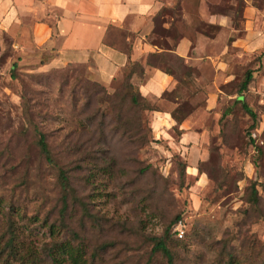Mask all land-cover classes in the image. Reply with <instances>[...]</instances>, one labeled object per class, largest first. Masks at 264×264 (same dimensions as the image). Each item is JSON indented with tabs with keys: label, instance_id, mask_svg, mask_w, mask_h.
<instances>
[{
	"label": "rangeland",
	"instance_id": "rangeland-1",
	"mask_svg": "<svg viewBox=\"0 0 264 264\" xmlns=\"http://www.w3.org/2000/svg\"><path fill=\"white\" fill-rule=\"evenodd\" d=\"M158 1L147 41L174 51L185 37L191 56L201 44L196 63L168 50L165 62L178 77L187 74L176 93L185 108L203 110L213 95L214 107L201 114L203 180L186 172L177 150L154 139L149 113L140 131L133 123L130 134L117 130L119 114L124 121L130 109L123 79L94 87L82 65L40 70L48 52L23 55L1 33L0 250L8 229L19 240L16 254L5 248L0 264H72L65 243L78 249V264H264V109L251 83L244 100L255 121L238 101L247 71L253 76L264 54V0ZM38 132L53 163L37 148ZM60 171L68 176L65 191ZM154 236L165 239L171 262L153 251Z\"/></svg>",
	"mask_w": 264,
	"mask_h": 264
},
{
	"label": "crops",
	"instance_id": "crops-1",
	"mask_svg": "<svg viewBox=\"0 0 264 264\" xmlns=\"http://www.w3.org/2000/svg\"><path fill=\"white\" fill-rule=\"evenodd\" d=\"M159 5L158 0H0V34L7 35L23 55L32 49L48 52L50 56L39 62L40 70L83 65L90 78L111 86L125 77L129 58L143 63L150 52H160L147 41ZM190 45L183 37L172 53L196 63L201 44L197 41L193 45L194 56L190 55ZM177 78V73L145 65L143 76L133 73L131 82L158 107L149 113L154 139H162L177 150L189 163L186 172L200 182L204 176L197 163L206 155L203 136L207 131L201 114L215 102L213 95L208 96L203 110H192L177 123L172 116L182 99L176 94ZM166 92L169 98L162 97ZM173 130H177L176 137Z\"/></svg>",
	"mask_w": 264,
	"mask_h": 264
},
{
	"label": "trees",
	"instance_id": "trees-1",
	"mask_svg": "<svg viewBox=\"0 0 264 264\" xmlns=\"http://www.w3.org/2000/svg\"><path fill=\"white\" fill-rule=\"evenodd\" d=\"M166 31H167V33H169L170 29H167ZM150 44H152L154 46L156 45L154 43H150ZM129 50H130V46H129V48H127V53H129ZM167 50L170 52L173 51V50H169V48H163V50H161L160 52H157V51L150 52L147 55L145 62H143V63L141 61H131L130 58L128 59V63H127V67H126V75L123 78V81H124L123 85L125 88H127V91H124L122 89L120 91H123L122 96H121L122 100L126 99L130 103V109L125 112L127 114L126 117H128L129 120L125 121V119H126V117H125L124 121H122L120 114H119L118 118L116 116V118L118 119V124L119 125L121 124L120 127L117 128V130H119V129L123 130L122 133L124 135L127 133L130 134L129 130H131V128H134V127L127 126L128 123H133L135 125V128H137L140 131L141 127L138 126V123L141 121L142 114L144 112L150 113L151 111L158 109V107L155 104H152L151 102H149L145 97H143L139 93L137 86L131 82L132 74L137 73L139 76L142 77L144 74L145 65H151V66L159 67L160 69H162L168 73L172 72L171 68L169 66H167L166 62H165V58H166L165 52ZM177 59L179 60V58H177ZM13 65H16V64H13ZM181 75H183L181 78L177 76L179 83L184 82V80H185L184 77L187 76V74L184 75V73H182ZM252 80H253L252 73L250 71H247L245 78L239 87V92L241 95L239 96L238 101L241 102V106L243 107L245 112L250 116V118L253 121H255L256 113L254 112V110H252V108H250L248 106V104L244 100L245 99L244 98L245 97L244 92H247L249 90L248 87H249V84L252 83ZM92 83H94V84H92L94 87H97V85H95V84L101 85L97 81H93ZM186 85H187V83H186ZM102 86H104V85H102ZM94 87L92 88L94 91V94L95 93L97 94L98 91L95 90ZM175 93L176 92L174 91L171 93V95L174 96ZM114 94L112 96H114ZM168 95H169V93L166 92L163 94L162 97L169 98ZM110 98H111V96H110ZM110 98H109V100H110ZM185 106H186V104H185L184 100L181 99L180 103H178V105L172 110V116L174 117V119L176 120L177 123H180L181 120L184 119L186 117V115L191 112L190 107L185 108ZM127 112L132 114L133 119H131L129 117ZM96 115L101 116V119H102V111L101 110ZM102 124L105 125L104 122H102ZM251 127H254V124H251ZM36 145H37V148L39 149L40 154L47 160V162L53 163V160H52L51 155H50L49 147H48V144H47V141L45 138V134L43 132H38V138L36 140ZM186 167L187 166H184V168H186ZM197 169H199V168L197 167ZM183 173H184V169H183ZM59 178L61 181V185L63 187L62 189L65 191L67 188H69L68 176L64 171H60ZM256 193L257 192H256L255 188H253L251 191V194H250V198L252 200L254 198H257ZM65 199H66V194H63L62 208H61L62 211H65V209L67 207V202ZM0 202H1V199H0ZM179 217L180 216L177 215L173 219L174 225L178 222ZM48 228H49L50 232L52 233L51 235H53L55 232L54 224H50L48 226ZM167 230H169V228ZM6 234H7V232H6ZM7 235L8 236H7V239L5 241V247L0 250V257L2 256L1 254L4 252L5 248L9 249L7 254L10 256H14L17 252V249L14 246V244L16 242H18V240H19L18 235L9 229H8ZM150 239L154 245L153 251H161V253H163L166 256L167 260L169 262H171L172 261V253L170 252L169 248L167 247L165 239H163L162 237H158V236L151 237ZM64 246L66 247V249H64L65 253L68 254V256L64 257L66 259V261H67V259H70V261H72V264H78V262L80 260H82V256L80 255V253H78V249L77 250L74 249L75 247L70 246L68 243L63 244L61 249H63ZM74 251H76V252H74ZM5 261L3 262V264H7L9 262L8 260H7V262H5ZM57 264H59V262H57ZM230 264H234L232 260L230 261Z\"/></svg>",
	"mask_w": 264,
	"mask_h": 264
},
{
	"label": "built area",
	"instance_id": "built-area-1",
	"mask_svg": "<svg viewBox=\"0 0 264 264\" xmlns=\"http://www.w3.org/2000/svg\"><path fill=\"white\" fill-rule=\"evenodd\" d=\"M251 84H253L252 91L257 97L258 104L264 109V54L258 64L257 71L253 75ZM174 228L177 232V236L182 237L184 235L183 223L181 220H178Z\"/></svg>",
	"mask_w": 264,
	"mask_h": 264
}]
</instances>
